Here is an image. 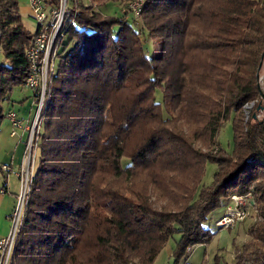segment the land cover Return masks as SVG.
<instances>
[{
  "label": "trees",
  "instance_id": "1",
  "mask_svg": "<svg viewBox=\"0 0 264 264\" xmlns=\"http://www.w3.org/2000/svg\"><path fill=\"white\" fill-rule=\"evenodd\" d=\"M89 2L68 0L11 264H153L174 235L180 264L212 241L208 216L248 194L255 221L232 264H264V119L252 118L264 0H144L141 28ZM36 31L0 0V122ZM230 119L227 153L217 135Z\"/></svg>",
  "mask_w": 264,
  "mask_h": 264
},
{
  "label": "built area",
  "instance_id": "2",
  "mask_svg": "<svg viewBox=\"0 0 264 264\" xmlns=\"http://www.w3.org/2000/svg\"><path fill=\"white\" fill-rule=\"evenodd\" d=\"M30 17L37 25V34L26 51L30 65V74L25 81V87L33 93L34 114L31 121L24 124L14 111L6 115L11 126V137H17V130L26 132L23 160L17 172L11 165H2L4 177L14 174L19 182V191L13 212L8 217L9 230L5 237L0 238V264H11L16 238L24 217L25 207L30 192L33 176L34 151L37 144V135L40 131V114L50 84V74L53 70L56 52L61 43L63 28L68 14V0H28ZM142 3L133 2L129 8L135 17L139 16ZM5 188L0 194H6ZM223 216L216 222L219 229L230 230L236 228L248 216V210L253 208L254 202L250 194L246 196L232 195L228 200Z\"/></svg>",
  "mask_w": 264,
  "mask_h": 264
},
{
  "label": "rangeland",
  "instance_id": "3",
  "mask_svg": "<svg viewBox=\"0 0 264 264\" xmlns=\"http://www.w3.org/2000/svg\"><path fill=\"white\" fill-rule=\"evenodd\" d=\"M82 2L84 5H89V0H77ZM138 0H103V5L100 4L97 6V10L101 12V14L105 16H112V17H120L122 15H127L129 19L134 18V21L137 22L138 26L141 28V22L139 20V16L135 17L134 14L131 12L129 8V4L136 2ZM18 7L20 9L19 13L21 15L22 21L26 29L34 33L35 32V22L30 17V8H29V1L28 0H17ZM138 2H141L143 4L144 0H139ZM146 35V44H145V51L146 55H150L153 50V43L147 36V32H145ZM4 63V59L0 53V65ZM259 86L264 94V58L263 63L259 71ZM32 95V92L26 88L25 86H20L13 88L9 95V99L2 103V108L5 112H7L9 109L14 108V112L18 114L19 112V102L25 97ZM262 106H264V102H262ZM248 107V108H247ZM244 110V116L245 120H247L248 116L252 112V106H247ZM250 107V108H249ZM24 115V114H23ZM257 118L264 119V109L258 112ZM11 132V126L6 118L0 122V157L3 154L5 148L7 147V143H11L13 140L9 137ZM16 138V137H15ZM217 142L220 145V147L225 150L227 153H231L233 149V131H232V122L231 119L224 123L223 127L220 129L218 135H217ZM38 158H39V152L37 150L34 151V163H33V174L35 172V169L38 164ZM128 163L127 159L122 160V166H126ZM18 171V170H17ZM14 169V172H17ZM216 172V165L212 163H207L204 167V175L201 181L202 186H208L211 184L213 180V176ZM14 174L9 175V177L13 180ZM8 178V177H7ZM18 180V179H17ZM14 181V180H13ZM18 191H19V182H18ZM18 194V192H17ZM16 203V199H15ZM227 201H223L221 206L213 211L205 221L203 227L208 228L209 230H214L215 222L223 216V213L225 212ZM15 206V204H14ZM156 207H159V203L156 204ZM14 209V207H13ZM13 212V210H12ZM11 212V213H12ZM255 221V212L253 208H250L248 210V216L244 219L242 223H240L237 227H239L240 234L238 236V241L241 242V240H248L247 238V230L248 228L253 224ZM178 238L177 235H174L165 245L163 251L160 253L159 259L157 260V264L163 263L165 260L167 254L169 251L174 247L175 240ZM213 241V240H212ZM212 241L209 244H212ZM219 257H221L227 264L231 263V256L228 252L221 251L219 253Z\"/></svg>",
  "mask_w": 264,
  "mask_h": 264
},
{
  "label": "crops",
  "instance_id": "4",
  "mask_svg": "<svg viewBox=\"0 0 264 264\" xmlns=\"http://www.w3.org/2000/svg\"><path fill=\"white\" fill-rule=\"evenodd\" d=\"M18 105L19 109L17 112H20L17 114V116L23 120L24 124L26 122L29 123L34 114L35 105L33 100V93L32 95L30 94V96H25ZM11 110L14 111V108L9 109L8 111ZM17 135H19L21 139H18L17 137H11L9 135V137L13 141L11 143H7V147L0 157V166L11 165L16 171L19 169V166L23 160L24 143L27 134L26 132L17 130ZM12 176L14 181L10 177H4V175L0 171V189L5 188L7 191L6 194H0V238L5 237L8 233V217L11 215L18 192L17 177L15 175ZM228 204L229 202L227 203V205ZM212 232V244L197 245L193 247L189 251L188 256L183 261H181L180 264H227L221 257H219V253L221 251L228 252L231 256V263H233L235 255L238 252L239 248L249 240V237L246 233L248 240H241V242L238 241V236L240 234L239 227L230 230L214 227V230ZM163 249L161 250V252L163 251ZM173 249L174 247L169 251L165 260L161 264H172ZM160 253L156 257L153 264H157Z\"/></svg>",
  "mask_w": 264,
  "mask_h": 264
},
{
  "label": "water",
  "instance_id": "5",
  "mask_svg": "<svg viewBox=\"0 0 264 264\" xmlns=\"http://www.w3.org/2000/svg\"><path fill=\"white\" fill-rule=\"evenodd\" d=\"M263 58H264V51L262 53V56H261V61L259 63V66H258V69H257V80H258V89H259V93H260V97H261V101L260 103L258 104V106L256 107V111H261L264 109V106H262V102H264V94L262 93L261 89H260V86H259V71H260V68L262 66V63H263ZM253 106V104H250V107ZM249 107V108H250ZM248 108V107H247ZM252 118L253 119H257V116L255 113L252 114Z\"/></svg>",
  "mask_w": 264,
  "mask_h": 264
},
{
  "label": "bare ground",
  "instance_id": "6",
  "mask_svg": "<svg viewBox=\"0 0 264 264\" xmlns=\"http://www.w3.org/2000/svg\"><path fill=\"white\" fill-rule=\"evenodd\" d=\"M139 1V0H138ZM37 32V31H36Z\"/></svg>",
  "mask_w": 264,
  "mask_h": 264
}]
</instances>
